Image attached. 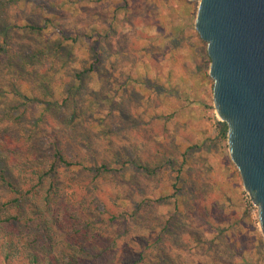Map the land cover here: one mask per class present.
<instances>
[{
    "label": "rangeland",
    "instance_id": "obj_1",
    "mask_svg": "<svg viewBox=\"0 0 264 264\" xmlns=\"http://www.w3.org/2000/svg\"><path fill=\"white\" fill-rule=\"evenodd\" d=\"M198 4L0 0V51L16 58L14 67L26 64L16 70L0 59V128L33 129L47 155L59 142L85 166L114 169L60 170L89 212L118 217L103 225L98 250H108L94 264H264L258 210L228 138L219 136L210 58L200 39V76L210 93L206 124L195 126L209 136L191 129ZM51 239L62 255L63 239Z\"/></svg>",
    "mask_w": 264,
    "mask_h": 264
},
{
    "label": "trees",
    "instance_id": "obj_2",
    "mask_svg": "<svg viewBox=\"0 0 264 264\" xmlns=\"http://www.w3.org/2000/svg\"><path fill=\"white\" fill-rule=\"evenodd\" d=\"M0 59L16 70L26 66L23 63L14 67L16 58L7 52L0 51ZM217 127L220 138L227 140V124L219 122ZM35 135L33 129L25 132L0 128V189L6 193L0 197V264L97 263L108 250H98L99 245L105 246L102 227L116 222L118 217L105 218L108 211L100 218L89 212L90 208L77 200L73 180L62 182L60 170L81 169L104 175L114 169L107 163L85 166L75 155H65L59 142L52 143L53 152L47 155L39 151L43 147L38 145ZM125 216L120 219L125 220ZM53 235L64 241L62 255L54 251Z\"/></svg>",
    "mask_w": 264,
    "mask_h": 264
},
{
    "label": "water",
    "instance_id": "obj_3",
    "mask_svg": "<svg viewBox=\"0 0 264 264\" xmlns=\"http://www.w3.org/2000/svg\"><path fill=\"white\" fill-rule=\"evenodd\" d=\"M188 1L199 3L195 30L207 43L215 113L264 237V0Z\"/></svg>",
    "mask_w": 264,
    "mask_h": 264
},
{
    "label": "crops",
    "instance_id": "obj_4",
    "mask_svg": "<svg viewBox=\"0 0 264 264\" xmlns=\"http://www.w3.org/2000/svg\"><path fill=\"white\" fill-rule=\"evenodd\" d=\"M192 24L193 25L191 27V129L194 135H197L199 138H203L205 140L206 137L209 136L208 130H206L205 128L203 130H200L195 125L199 124L205 126L206 124L207 114H205V112L203 111H204L205 103L209 96L208 94L210 93L209 82H206L204 77L200 76L204 73L201 67V60H199L198 55L196 53V49H197L196 42H198L200 37L198 38L196 34L195 24L194 23ZM188 52H190V50ZM186 62L189 61L186 60L185 63Z\"/></svg>",
    "mask_w": 264,
    "mask_h": 264
},
{
    "label": "built area",
    "instance_id": "obj_5",
    "mask_svg": "<svg viewBox=\"0 0 264 264\" xmlns=\"http://www.w3.org/2000/svg\"><path fill=\"white\" fill-rule=\"evenodd\" d=\"M254 205V204H253ZM255 206V205H254Z\"/></svg>",
    "mask_w": 264,
    "mask_h": 264
}]
</instances>
